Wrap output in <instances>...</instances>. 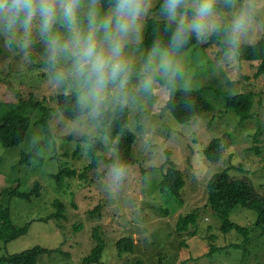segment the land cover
Returning <instances> with one entry per match:
<instances>
[{
  "label": "rangeland",
  "instance_id": "rangeland-1",
  "mask_svg": "<svg viewBox=\"0 0 264 264\" xmlns=\"http://www.w3.org/2000/svg\"><path fill=\"white\" fill-rule=\"evenodd\" d=\"M160 1L153 0L141 42L149 19L164 20L157 9ZM257 5L253 24L241 44L264 39V0H257ZM220 11L227 22L230 11ZM19 40L17 37L9 44L7 37L0 34V104L17 102L19 96L28 98L32 89L45 105L56 108L61 92L76 91L50 83L38 36L33 35L27 56ZM227 52L228 46L221 43L220 35L212 34L206 43L197 42L179 53L183 75L176 89L207 87L205 96L213 111L188 123L178 122L166 109L171 90L159 88L129 102L128 128L137 134L134 158L138 162L123 167L124 174L118 182L112 179V164L102 161L97 168H88L92 159L84 136L102 138L108 158L117 154V142L103 134L98 120L90 121L85 116L68 120L53 113V137L35 150L46 138L43 125L38 123L42 112L36 111L24 144L15 149L0 145V192L10 187L29 191L37 182L43 186L41 196L31 201L2 197L11 208L15 225L22 228L30 223V228L26 235L8 244L0 241V257L43 246L62 248L70 256L45 254L38 264H79L95 247L93 235L98 230L107 245L97 264H264V237L254 226L256 213L238 206L231 214L234 222L249 230L245 244L241 233L222 231L221 219L208 206L209 181L224 170L232 178H250L258 192L264 194V74L256 76L260 61H241L237 52L227 59ZM144 53L140 44L139 51L130 50L137 70ZM241 93L253 95L254 106L246 120L226 107V97ZM214 138L224 139L225 154L219 163L209 162L204 155ZM22 152H34V156L28 163H21ZM167 159L184 174L183 203L170 192H160L169 166ZM63 167L75 170L76 175H63L58 183L54 175ZM55 199L66 204V219L42 221L55 212ZM195 210L199 212L197 226L178 232L179 217ZM124 237L134 239V253H118L117 242Z\"/></svg>",
  "mask_w": 264,
  "mask_h": 264
},
{
  "label": "clouds",
  "instance_id": "clouds-1",
  "mask_svg": "<svg viewBox=\"0 0 264 264\" xmlns=\"http://www.w3.org/2000/svg\"><path fill=\"white\" fill-rule=\"evenodd\" d=\"M218 5L230 11L227 22ZM257 7V0H163L159 13L169 39L157 37L138 70L130 50L139 51L153 0H0V34L9 44L20 37L25 56L33 35L38 36L50 83L74 89L77 111L96 121L110 107L127 106L138 95L175 90L183 75L179 53L193 35L201 44L220 35L231 59ZM123 174L122 166H113L114 182Z\"/></svg>",
  "mask_w": 264,
  "mask_h": 264
},
{
  "label": "trees",
  "instance_id": "trees-1",
  "mask_svg": "<svg viewBox=\"0 0 264 264\" xmlns=\"http://www.w3.org/2000/svg\"><path fill=\"white\" fill-rule=\"evenodd\" d=\"M162 3L163 0L159 2L157 6L158 10L159 5ZM164 23V20H148L145 38L140 43V46L145 48V53L157 37H160L165 42L169 39V34H165L163 31ZM196 43L197 41L193 35L190 38V43L182 51L188 50ZM1 53L2 48L0 47ZM237 55L241 61H260L256 76L264 74V39L255 44L242 43L237 50ZM206 89L207 87L198 90L182 88L171 90L166 109L181 123H188L200 114L211 112L214 108L205 96ZM76 95V92L67 94L61 92L57 97V107L53 108L45 105L40 97L37 96V93L30 89L28 98L19 96L17 102L1 103L0 145L6 149H15L24 144L28 137L34 113L40 111L42 112V117L38 123L43 125L46 138L36 145L35 150H38L45 144L48 138L53 137L50 125L53 113H60L68 120H76L83 117L82 113L77 111ZM226 100L227 109L233 111L242 120L250 117L254 106L252 93L236 94L226 97ZM98 121L102 127L103 134L113 138V141L117 142V154L115 157L110 156L108 158L106 156L107 146L102 138L84 136L83 141L89 144L92 159L88 168H97L102 161L122 167L137 164L138 160L134 158V146L137 141V134L128 128L130 122L129 108L124 106L113 110L108 109ZM34 152L30 154L22 152L21 163H28L29 158L34 156ZM224 154L225 145L223 138H214L204 149V155L211 163H219L223 159ZM166 164H169V166L160 183V192L163 194L170 192L183 203L181 195L186 186L184 174L170 159H167ZM63 175L74 177L76 172L70 167L61 168L54 175L58 183ZM81 176L84 177L85 173L81 174ZM42 189L43 186L37 182L29 191H20L19 187H10L0 192V241L4 242V244H8L26 235L29 231L30 223L25 224L22 228H18L14 223L11 208L5 205L2 197L31 201L34 197L41 196ZM208 192V206L221 219V229L224 233L235 230L245 237V244L248 243V228L239 225L231 219L232 212L238 206H242L256 213L254 226L260 230L261 235L264 237V194L258 192L250 178L245 176L232 178L229 171L224 170L211 177L208 184ZM53 207L55 208V212L49 217L43 218L42 221H61L66 219V204L63 201L55 199ZM198 213L195 210L186 215H181L177 222L178 232L184 233L189 231L191 226H197ZM93 236L96 245L91 253L79 264L101 263L107 243L98 230H95ZM232 246L240 247V245ZM116 248L119 254L134 253L135 241L132 237H124L117 242ZM52 253H61L66 258L70 256L62 248L48 249L43 246H35L22 252L1 256L0 264H38L39 258L42 255Z\"/></svg>",
  "mask_w": 264,
  "mask_h": 264
},
{
  "label": "bare ground",
  "instance_id": "bare-ground-1",
  "mask_svg": "<svg viewBox=\"0 0 264 264\" xmlns=\"http://www.w3.org/2000/svg\"><path fill=\"white\" fill-rule=\"evenodd\" d=\"M136 246V245H135ZM119 253V252H118ZM124 254V253H123Z\"/></svg>",
  "mask_w": 264,
  "mask_h": 264
}]
</instances>
